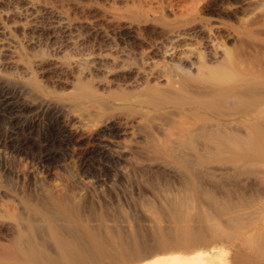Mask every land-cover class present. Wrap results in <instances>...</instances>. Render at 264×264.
Here are the masks:
<instances>
[{
    "label": "rangeland",
    "instance_id": "obj_1",
    "mask_svg": "<svg viewBox=\"0 0 264 264\" xmlns=\"http://www.w3.org/2000/svg\"><path fill=\"white\" fill-rule=\"evenodd\" d=\"M230 1L0 0V264H70L55 238L68 226L95 234L106 264L159 260V245L180 232L234 230L230 216L264 232V143L255 165L214 156V145L204 158L198 144L202 122L222 137L260 138L259 120L199 104L239 110L250 98L222 88L253 59L264 63V0ZM188 4L200 8L194 19L182 16ZM181 122L194 125V144L180 141ZM237 243L208 241L193 254L232 260ZM30 245L42 257L20 253Z\"/></svg>",
    "mask_w": 264,
    "mask_h": 264
},
{
    "label": "bare ground",
    "instance_id": "obj_2",
    "mask_svg": "<svg viewBox=\"0 0 264 264\" xmlns=\"http://www.w3.org/2000/svg\"><path fill=\"white\" fill-rule=\"evenodd\" d=\"M194 1L201 3L202 4L201 7H206L207 4L211 0H194ZM217 1L221 2V4L222 3L224 4L225 2L228 3V1H230V0H217ZM241 1H243L244 4L247 3L248 5L254 4V3H250L254 0H241ZM260 4L262 6V3H260ZM188 5H190V4H188ZM188 5L182 11V16H186L187 18H193L194 19V16H195L194 13H196V15H197V13H200V12H198L200 8H199V6L193 7L191 5L190 6H188ZM215 5H216V3H215ZM226 6H228V5H226ZM230 6L232 7V4ZM214 7H211V6L208 7L209 11L211 10L212 12H214V14L215 13L216 14H224V13L226 14L227 13L226 11H228V9L230 8L229 6H228L229 7L228 9H227V7H225V9H227L225 11V9L223 7L222 8H217V6L215 8ZM259 8L262 9L261 7H259ZM234 10H233V12H234ZM253 10H254V8H253ZM152 14H154V13H152ZM178 15H180V14H178ZM219 24H220V22H219ZM252 64H253V67L250 70H245L243 72L239 71V72H237L238 76L234 75L233 78L230 77L229 81H226L224 88H222L223 93H229L228 97H231V98L235 97L241 102H244L246 97L250 98L245 103V105L243 107H241L239 110L224 113L221 110L215 109L214 107H212V105L207 104L206 101L199 102L197 100H192V99L186 100V99L181 98L182 101L176 102L177 104H180V105H184V104L187 105V104H191V103L196 104V102H199L201 108H203L204 110H206L208 112L211 111L218 116L241 114L247 118H253V119H257L260 121L256 124L252 125L253 131H255L257 133V135H259V137H260L259 140H258V138L253 136L252 133H250V132H246L245 135L240 134L238 136V138H231V137H228L226 135H223V137H222V134L219 133L220 127L215 128V129H208L207 125H206L207 123L202 122L200 125V128H199L200 132H198V133H199V136H201L203 141H201V142L199 141L198 144L200 146V150L203 151L202 156L204 158H205L207 152L211 151L210 148L212 147V145H214V148H215L214 149L215 150L214 156L217 154L216 155L217 157L219 155H223L226 151H231V152H234L236 154V157L238 159L247 158V160H249V164L255 165L261 159L262 154H261L258 147L262 143H264V123H263L264 122V63L260 62L258 59H253ZM198 94L201 95V97H202V93L198 92ZM189 125H191L192 127L184 126V123L181 122L177 127V130H178L177 134L179 135L180 141L182 140L181 141L182 144L187 142V141L189 143H193V144L195 143V133L193 130L194 125H192V124H189ZM214 130H215V132L218 133L219 137L221 136L220 138H222V141H220V142L217 141L214 138V136L211 134L214 132ZM209 135H212L213 137L210 138ZM164 144L167 146L166 149L167 148L172 149L173 145H172L171 140L166 139L164 141ZM248 146H250V147H248ZM250 154L253 155V157H250ZM237 162H242V161H236V163ZM70 197H71V195H70ZM61 199H59V200H61ZM67 199H69V198H67ZM67 199H65L63 197V200H64L63 203H65V201ZM71 199L72 198H70L69 200L71 201ZM54 200L58 201L57 199H53V202H54ZM61 202H62V200H61ZM61 202H59V201L54 202V204L51 202L50 203L57 206V208H59V209L61 208L60 210H61L62 214H60V215L62 218V215H63L65 210L62 207ZM71 205H72V203H71ZM66 206L70 207L68 205H66ZM67 207H66V209H67ZM76 208H78V207H75V209ZM222 208L224 209L225 212L229 211L227 205H224ZM68 210H69V208H68ZM70 210H72V209H70ZM74 210L72 212H77L79 209L78 210L76 209V211H74ZM47 211H49V210H47ZM49 213L51 214V212H49ZM54 213H56V212H54ZM78 213H79V211H78ZM51 215L54 216V214H51ZM51 219H55V218L52 217ZM226 225L229 228H234V230L224 229V227H226V226L223 224H212V227H211L212 233H211V236L209 238L202 237L203 235L200 236L199 234H195L192 231L190 232V235H187L184 232L183 233L180 232L176 235L175 239L172 242L168 243L167 241H164L162 244L159 245V247L157 248V252H162L160 254L162 256L161 259L156 260V261L151 260L149 263H146V264H264V240H262V238H264V232H262L260 230L262 228L261 227L262 225H260L261 228L259 227L260 229H258L260 231L257 230L258 227L255 228V230L260 232L259 235H257L255 232H252L253 231L252 226L254 225L252 222V218H238V217H236L234 219L232 216H230V217H228V219L226 221ZM255 225H257V223H255ZM68 227H69V230L66 233L68 235V238L60 237V235L55 236L56 241H57L59 248H60V254L62 257H64V259H66V260L69 259L68 262L70 264L72 263V261L73 262H81V264H83V262L85 260H90V259L94 260L95 264H106L103 261V256H104L103 250L101 249V245L99 244V242H97V240H96L97 238L95 237L96 236L95 234L87 233V235L85 236L81 233L76 232L73 228H70V226H68ZM243 229H246L245 231H249L250 234L248 236L247 235L241 236L240 234H241ZM237 230H239L241 232H237ZM263 230H264V226H263ZM191 233H194V235ZM19 236H24V235L20 234ZM19 236H17L18 238L16 237V239L20 241L21 239H19ZM234 239H238L237 244L239 246L237 249H234L235 252L229 256V258H232V260L228 259L227 261H225V260L221 259L218 262L217 261H215V262L207 261L205 259V256L211 254L213 251L212 249L209 251L208 250L205 251L203 255L193 254L196 249H202L204 247L203 244L205 242L214 241V242L222 243V241L223 242L224 241L229 242V241L234 240ZM17 240H15V241H17ZM85 242H89L90 248H87V244L86 245L84 244ZM73 246H75V248ZM194 247H197V248H194ZM20 253L23 254V256L26 259H34L36 257H42L41 253L39 251H37L36 249H34L33 245L28 249V251L24 250V249L20 250ZM132 253H134V252H132ZM132 253H131V255H132ZM144 254H145V252H142L140 254H139V252H137V253H134L132 256H134V255L139 256V255H144ZM146 254H147V252H146ZM168 254H170V255H168ZM188 254H193V255L188 256Z\"/></svg>",
    "mask_w": 264,
    "mask_h": 264
}]
</instances>
